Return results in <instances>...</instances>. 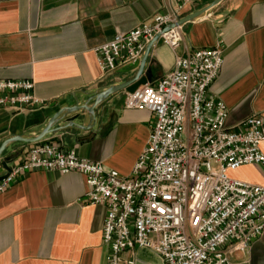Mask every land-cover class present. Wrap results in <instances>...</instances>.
<instances>
[{"label":"crops","instance_id":"crops-1","mask_svg":"<svg viewBox=\"0 0 264 264\" xmlns=\"http://www.w3.org/2000/svg\"><path fill=\"white\" fill-rule=\"evenodd\" d=\"M188 7L183 16L211 3ZM168 0H0V78L30 79L40 108L0 109V145L8 138L35 137L62 108L92 104L102 89L132 79L142 62L102 76L95 48L119 30L127 32L166 10ZM223 46V65L211 93L226 103L227 126L235 129L249 115L264 117V0H224L183 25V40L173 51L158 39L145 62L156 83L173 68L176 55ZM121 90L96 109V121L81 110L53 124L46 141L74 149L78 156L128 175L147 144L154 116L126 109ZM77 116L73 122L70 118ZM33 143H10L0 158V178L23 160ZM264 152V143L262 144ZM231 176L264 184V166L244 165ZM78 172L30 171L0 195V264H106L103 226L106 206L90 204ZM159 264L146 249L126 251V261ZM233 260L264 264V232Z\"/></svg>","mask_w":264,"mask_h":264},{"label":"built area","instance_id":"built-area-1","mask_svg":"<svg viewBox=\"0 0 264 264\" xmlns=\"http://www.w3.org/2000/svg\"><path fill=\"white\" fill-rule=\"evenodd\" d=\"M204 1L168 0L165 11L97 46L103 78L138 63L157 35L175 51L183 40L179 19ZM223 62L221 42L176 55L173 68L156 83L127 92L126 109L154 116L147 144L128 175L48 140L33 143L0 179V195L30 171L78 172L88 187L83 198L106 206V264H123V253L136 249L155 253L159 264H244L233 256L247 252L264 232V184L230 172L264 166V117L251 114L237 128L227 126L228 107L211 93ZM34 89L30 79L0 78V109L44 106ZM126 263L138 260L133 256Z\"/></svg>","mask_w":264,"mask_h":264},{"label":"water","instance_id":"water-1","mask_svg":"<svg viewBox=\"0 0 264 264\" xmlns=\"http://www.w3.org/2000/svg\"><path fill=\"white\" fill-rule=\"evenodd\" d=\"M222 1L224 0H213L211 3L207 4L206 6H203L202 8L193 11L191 13H188L184 16H182L177 25H184L188 22L194 21L200 17H202L203 15H205L208 11H210L212 8L216 7L218 4H220ZM173 26L170 27H166L164 29V32L169 30L170 28H172ZM160 38V35H157L147 46L142 62L140 64V67L136 73V75L123 83L120 84H116V85H112L109 87H106L104 89H102L101 91H99L95 96H94V102L92 104H81V105H77L74 107H66V108H62L60 109L48 122V124L45 126V128L43 129V131L38 134L35 137H31V138H26L23 136H14V137H10L8 139H6L1 145H0V158L3 154V152L5 151V149L7 148V146L12 143V142H16V141H22V142H28V143H37V144H45L46 142V135L50 134L53 132V124H55L56 122H58L62 117H65L66 115H69L71 113L74 112H78L81 110H85L87 111L90 116H91V122H95L96 121V113H95V109L105 100L107 99L109 96L121 91V90H125L126 92H134L135 90H137L140 86L145 85L147 83H151L152 82V75L151 72L149 70L144 71V66H145V62L149 56L150 50L153 46V44L155 43L156 40H158ZM78 117L75 116L73 118H70L68 121L73 122L75 119H77ZM10 158L6 157L2 160V165L4 166V168L7 170V172H9L10 168L8 167ZM4 177V176H3ZM2 178V177H1ZM0 178V179H1Z\"/></svg>","mask_w":264,"mask_h":264}]
</instances>
